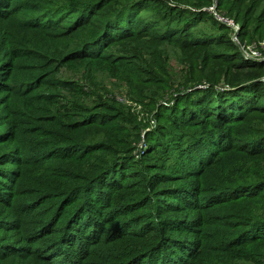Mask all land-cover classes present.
Segmentation results:
<instances>
[{"label": "trees", "instance_id": "1", "mask_svg": "<svg viewBox=\"0 0 264 264\" xmlns=\"http://www.w3.org/2000/svg\"><path fill=\"white\" fill-rule=\"evenodd\" d=\"M173 4L166 0H113L109 6L98 0H0V77L10 91L0 108V177L18 183L25 177L20 166L29 165L37 183L51 178L31 189L46 198L45 217L32 234L0 240L1 263L192 264L198 249L205 248L209 210L237 198L261 197L260 209L247 215L226 242L217 239L216 248L230 254L249 242L264 241V81L260 73L264 61L245 58L227 39L228 28L209 12ZM151 11L152 17L143 13ZM206 17L221 32L197 40L196 26ZM239 34L242 38V31ZM135 37L183 48L225 44L228 49L217 52L226 67L219 79L211 77L204 54V70L197 74L196 67L190 79L196 83L193 87L208 86L179 95L166 113L158 111L163 122L147 139L149 146L155 142L154 150L127 166L130 147L118 137L123 131L126 134L121 123L124 106L98 92L90 101V91L83 85L92 82L100 60L107 61L114 76L123 71L128 86L136 88L139 83L149 90L154 84L171 85L170 79L136 63L143 61L145 49L140 47L153 48V43L127 47ZM63 69H77L79 75L73 78L68 72L62 77ZM136 94L145 96L140 88ZM112 116L114 125L109 124ZM93 130L98 131L96 138L80 140L81 132ZM96 151L95 159L89 158ZM168 152L178 153L172 169L161 161ZM70 161H81L77 168L87 166L82 178L81 173L63 168ZM221 163L235 167L232 179L223 175L213 186H203L198 178L206 179L214 170L219 178ZM191 177L196 180L190 181ZM190 210L200 215L179 214ZM234 210L237 216L245 214ZM121 215L131 216L133 220L125 224L135 227L103 236L104 224ZM2 222L6 232L13 234L11 221ZM47 236L50 240L40 242ZM127 237H138L144 244L131 253L98 254L108 242ZM260 245L254 246L257 252L264 251Z\"/></svg>", "mask_w": 264, "mask_h": 264}, {"label": "rangeland", "instance_id": "2", "mask_svg": "<svg viewBox=\"0 0 264 264\" xmlns=\"http://www.w3.org/2000/svg\"><path fill=\"white\" fill-rule=\"evenodd\" d=\"M98 1L99 3L106 4L108 6L113 3V0ZM166 1L169 4L171 3L172 5H174L173 2L177 3L181 8L189 7L192 11H207L215 18V16L209 11L210 6L214 5V8L219 15L221 14L225 17L233 19L236 23H238L239 31L237 38L239 41H241V43H253L254 46H256V48H258L260 51H264V46L262 47L259 44V42L264 39V0ZM193 3H197L199 6L197 8H194L192 6ZM143 13L146 16L152 17V14L154 12L151 11L150 13ZM242 24L245 25L246 32H243L244 28ZM196 28L200 29V32H197V36H195L198 38L197 40H199L202 35L206 36V39H212L213 35H219V33L221 32L220 29L217 30V27L207 17L202 18L200 21H198ZM227 28V39L231 40V42L234 43V45L241 53L238 45H236L231 38V29L229 27ZM241 31L243 33L242 38L239 34ZM140 39L141 38L139 37L133 38L130 42L127 43V47H133L137 42L141 41H144L149 46L154 42L149 40V37H145V39L141 40ZM151 47L153 48H148L147 45H142L140 47L145 49L144 52H142L144 57L142 58L143 61L141 63H136L138 65L141 64L147 68L152 69L153 71H155V74L161 76L162 79H170L171 85L169 84V86H167L168 88L161 84H154L149 90L147 86H143L139 83H136V88L131 85L128 86L129 84L127 85V82L124 79L126 77L124 72L121 71L117 76H114V72L110 71L107 67L106 60H100V64L97 63L94 66V72L92 73V82L88 81L86 86L83 85V87L86 88V91H90V101H92V95L98 92V94H101L103 98L110 99V101L115 105L124 106V108L122 107L124 113L122 114L123 117L121 123L125 125L126 134H123V131L122 133L118 134V137L126 141L128 143L127 145L130 147V159L127 160V166H130L136 161H139L144 153L152 151L151 148L154 150L155 142H153V144L149 146L147 139L149 141V139L155 136L154 132L159 129L157 127V123H161V121L163 122L162 117L161 119L160 117H157L158 111L166 113L165 108L172 107L175 104L176 97H178L179 95L184 93L190 94L193 92V89L206 88L208 86V84L203 83L193 87L196 83L191 81L190 79V75L192 72L194 73L196 67L197 74H201V72L204 70L206 65V63L203 61L204 54H207L209 58V72L213 75H211V77H216L218 79L222 78L224 70L226 69V67L223 66V62L218 59L219 57L217 54V52L219 51H226L228 49V45L225 44L219 46H204L202 44H196L188 48H183L172 42L158 41L156 43H153ZM68 72H70L71 74L73 73V78L79 75V71L77 69L73 70V72L67 69H63V72L60 74V76L66 77ZM260 73L263 80L264 69ZM0 81V90L4 89V92H0L1 108L3 107V101L8 99L7 96L10 95V91L8 87L5 86V81L1 80V77ZM84 83L85 82L83 81V84ZM220 85H223L222 80L219 83V86ZM219 86L217 85L216 87L218 88ZM139 88L143 90L145 96L141 97L136 94V89ZM221 88L225 87L221 86ZM153 91H155V94L153 93ZM147 94L152 95V100L149 99L150 97H147ZM163 115L165 116L166 114ZM166 119H168V117H166ZM115 123L116 122L114 120V116H112L110 118L109 124L114 125ZM97 133L98 131L93 130L91 133L81 132L78 136L80 137V140H90L96 138ZM145 133H148L149 135L147 136ZM155 151L161 153V151L156 150V146ZM98 153L99 152L96 151L95 155L89 158L95 159ZM112 153L113 152H110V154ZM177 156V152H175L174 154H169L168 152V154H166L164 159H162L161 161L165 163L168 169H172V167H175L178 163L177 161H175ZM112 159L119 161L121 158ZM80 162L81 161L66 162L63 165V168L69 169L74 173H81L78 177L82 178L83 173L86 172L85 169L87 166L84 165L81 168H77L76 165ZM12 167H14L15 169L17 168L15 166ZM20 167V172L23 173L25 177L22 180L18 181V183H10L6 178L0 177V181H2V183H0V240H16L20 235H23L26 232V235L28 233L32 234L36 226H38L42 218L46 215V198L40 197L35 193V191L31 192V189L36 186H44L43 184L49 183L51 178H44L41 184L37 183L38 179L36 178V176H34L35 170H33V167L31 168L29 165H23ZM221 168L222 171L219 178H216V171L214 170L208 177H206V179L198 178V180L201 181V183H205L203 184V186L209 188L213 186V184L217 180L221 179L223 175L232 179V176H234L235 167H228L227 165L225 166L223 165V163H221ZM244 177L245 175H242V178ZM249 178H253V176H249ZM191 180L196 179L191 177L190 181ZM73 182L74 180L69 184L71 185ZM171 182L174 181L171 180ZM174 187H176V185H174L173 188ZM202 195L205 196V194H201L200 196L203 197ZM183 197L184 196L182 195L180 199H182ZM259 199L262 198L257 197L228 199L222 204L212 206V208L209 210V216L210 214L211 216L206 217L209 223L207 225H204V230L207 231V236L203 242L205 248L200 249V247L198 249V256L197 258L195 256V258L191 261L192 264H264V251L257 252L259 251V249H254V246L259 243L263 244L260 245V247L264 249V241H260L263 238L259 240L257 239L254 242H249L246 245H242L234 252H230V254L229 252L224 253L216 248V245L218 244L217 239H221L226 242L230 234L236 231L239 228L238 226H241L240 224L243 223L241 221H245L247 219V215L249 217L250 214H256L253 212H256L260 209ZM20 204H22L21 208L19 206ZM54 205L56 206V203ZM234 209L239 210L240 213L242 212L245 214L242 216L232 214ZM204 213L205 212H202V214ZM179 214H185L189 218H192L194 216L198 217L200 215L198 210H190L186 213L183 212ZM204 218L205 217H203L202 219L204 220ZM130 220H133V218L128 215H121L118 218H114L111 223L104 224L102 235L107 236V234L111 231L119 232L132 230L135 225L125 224V222H130ZM234 220L238 221L239 224L231 223V221ZM2 221H11L10 227L14 226L16 229L13 234L11 232H6L4 228L5 224ZM16 221H18L17 224H15ZM209 237L211 240L209 239ZM48 240H50L49 236L42 238L40 242H47ZM143 244L144 242L138 237L121 238L108 242L107 245L100 249L98 254L102 256H117L120 251L131 253L133 249L140 248ZM229 244H232L231 240L229 241ZM206 245H208V247H206ZM192 254L189 255V259ZM89 263L93 264L92 262ZM0 264L4 263L0 262Z\"/></svg>", "mask_w": 264, "mask_h": 264}, {"label": "built area", "instance_id": "3", "mask_svg": "<svg viewBox=\"0 0 264 264\" xmlns=\"http://www.w3.org/2000/svg\"><path fill=\"white\" fill-rule=\"evenodd\" d=\"M209 11L215 16V18L225 24L227 27L231 29V38L235 42L236 45H238L241 54L248 59L256 60V61H264V51H260L256 46H254L253 43H241V41L238 40V31H239V25L236 23L233 19H230L228 17H225L223 15H219L216 11V9L213 6H210ZM259 44L263 47L264 46V39L259 42ZM264 81V79H263Z\"/></svg>", "mask_w": 264, "mask_h": 264}]
</instances>
